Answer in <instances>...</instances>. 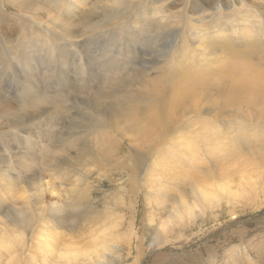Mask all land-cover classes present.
<instances>
[{
	"label": "rangeland",
	"instance_id": "1",
	"mask_svg": "<svg viewBox=\"0 0 264 264\" xmlns=\"http://www.w3.org/2000/svg\"><path fill=\"white\" fill-rule=\"evenodd\" d=\"M74 1L33 0L36 5L40 4L43 10L50 9L51 16L55 14L57 18H64L71 24H78L79 18L82 17L90 18V24H99L98 21H104L106 18H103L102 14H106L108 6L112 5V0ZM139 1L144 3V6L147 4L146 8L151 10L153 21L155 16L164 15L167 11L166 4L164 7L159 6L162 0ZM200 1L187 0L189 5L186 15L194 20L191 23L195 25L197 20L202 18L211 25L219 23V32L225 28L230 29L232 44L237 49L244 46L239 40L242 19H239L240 14L238 15L237 11L245 5L254 11L255 7L260 9L261 15L252 12L251 19L255 16L260 18L259 25L256 23L253 29L260 27L257 39L264 52L263 0ZM168 2V11L174 14L177 9L182 8L185 0ZM28 6L26 0H7L3 1L0 7V14L6 16V19L0 22V99L12 108L20 100H33L39 95L33 85L29 84L30 77L20 71L22 50L28 58L27 63L37 68L34 76L37 78V84H41L42 91L49 96L57 95V99L67 106V112H63L61 116L63 115L64 124L70 126H73L71 115H74V111L69 108L70 101L67 104L66 97L62 95L66 89L61 73L65 63L66 73L77 89L95 82L102 81L101 84H105L107 81H113L125 75L129 66L145 65L142 63L143 59L151 60L155 56L158 61L165 56L164 64L156 66L158 70L151 69L152 72L145 74L146 78L157 75L161 69L162 72L174 71L173 76L179 77L190 72L188 79L191 80L200 79L197 72L193 71L203 70L202 73L206 75L203 81L208 85L215 81L220 86L228 85L232 80V75H219L218 80L210 75L224 64L225 59L221 55L209 56L210 54L202 53V49L199 52L191 44H184L182 33L177 32L182 26L185 27L184 20H171L167 16V28L154 33V27L157 28L158 24L152 22L150 17L143 20L142 14L131 6L134 8L132 15L138 13L135 17L139 15L141 20L133 19L108 27L106 31H98L95 37L86 39L91 44H82L83 37L76 39L77 42L72 44H63L58 39H53L52 35L50 37L40 33L37 39L40 45L37 50L32 48L37 35L33 34L36 26L34 21L41 19V22H44L47 16L44 11L35 12L36 6ZM104 10L106 11L103 13ZM33 12L36 14L31 15ZM224 12L227 13L229 22L224 19ZM231 12H235V15ZM127 18L128 15H125V20ZM20 20H25L26 23H21ZM140 23L155 26L145 28ZM42 25L47 28L44 23ZM51 27L54 33L58 31L55 24ZM84 29L85 26L80 27L75 35H82L81 31ZM96 38L99 45L93 44ZM145 40L147 42L143 44ZM212 48L217 49L216 45ZM62 52H65V55ZM62 55L65 56V63L62 61L61 64ZM178 59L181 62H178ZM204 61L207 65L203 69L201 63ZM246 61L251 67L261 69L259 65L262 66L264 72V64L261 65L256 57L248 56ZM178 66L180 69L175 73ZM95 78L97 79L94 82L89 81ZM189 84V81L181 82L183 86ZM161 87L167 93L175 90L172 82L162 83ZM157 89L156 84L155 90ZM85 90L76 94L78 102V97ZM262 96L264 97V94ZM256 100L252 92H248L238 102L225 105L218 97L200 100L197 108L191 106L190 101H186L184 105H188V108L181 106L176 110V119L171 121V128L164 134L167 136V142L172 144L170 148L174 149L171 153H142L144 150H152V146L147 148V145H139L132 148L128 146L129 140L126 137H123L125 140L121 138V153L116 156L122 157L121 154H124L127 158L123 159L131 161L128 158L133 159L131 150H137L139 157L144 155L148 161L133 170L136 174L132 181L126 169H130L133 161L126 167L115 163L116 161L109 166L108 161L102 162L101 168H95L94 165H81V161L77 162L74 149L69 151V155L59 154V147L58 150L54 148L57 145L54 141L59 136L60 126L52 122L54 115L51 113V100H45L44 106L49 112L29 127L32 132L18 129L8 130L3 134L7 127L3 126L6 121L1 119L0 154L4 150L7 151V146L2 142L7 139L11 145V155L6 158L7 170L3 167L6 164H2L0 158V171L5 173L0 176V264H64L67 255H71L69 258L78 259H72L74 264H93L94 260L95 264H107V261L114 258H117L114 264H264V113L262 116V103ZM81 107L85 109L83 105ZM73 109L76 111L80 108ZM11 117L8 116L7 122H10ZM47 119L53 125L48 123ZM58 123L60 125V122ZM80 125L85 128L87 123L79 122L75 126ZM90 126L84 132L70 130L69 138L74 143L90 140L91 151L98 160H102L104 158L101 155L99 158L97 151L100 144L95 142H98V136L104 129L92 122ZM182 135L187 136L189 140L181 142ZM76 138H79V141H76ZM180 143L184 144L183 147L191 144L189 153L192 157L187 158V153L178 151ZM15 153L18 155H14ZM64 156L68 165L63 166V171L53 172L50 165L54 163L55 158ZM69 161L73 169H68ZM38 179V185L35 187ZM26 182H30L29 187ZM223 187L226 188V194L220 191ZM248 187L253 189V192L249 191ZM199 190H204L205 193L197 195ZM74 192L76 197L72 200ZM196 197L208 198V202L217 204L215 207H202L205 209L195 206L191 209L193 215L189 216L192 219H187L186 216L182 220L173 221L176 207L179 211L182 206L179 203L185 201L191 204L195 201L199 204L197 199L194 200ZM86 207L88 210L85 212ZM182 207L181 211L188 209ZM191 211L187 212L192 213ZM74 212L80 213L81 217L68 219L67 216ZM15 221L19 223L14 224L15 227L13 224L10 226ZM20 221L25 222L24 228L16 230L15 228L22 225ZM9 240L10 246L7 242ZM11 242L15 244L14 248ZM101 246L111 247L103 250L102 255H90L91 260L82 259L81 255H86L84 252L88 254ZM112 254H115V257ZM100 255L102 257L98 258ZM119 255H123V258L120 259Z\"/></svg>",
	"mask_w": 264,
	"mask_h": 264
},
{
	"label": "bare ground",
	"instance_id": "2",
	"mask_svg": "<svg viewBox=\"0 0 264 264\" xmlns=\"http://www.w3.org/2000/svg\"><path fill=\"white\" fill-rule=\"evenodd\" d=\"M3 1L7 2V0H0V7H1V4ZM13 1H15V0H13ZM72 1H74V0H72ZM134 1H136L137 3L132 4V2H134ZM162 1H161L162 4L159 6L164 7V4H166L165 7H166L167 11L164 12V15L159 14L158 17L155 16L154 17L155 21L152 20L153 18H152L151 10L149 8H146L147 7L146 3H145L146 6H144L143 5L144 3H140L139 0H115L114 3L112 0V5L108 6L109 10L103 11V13L105 11L107 13L102 14L103 18L106 17L104 21H100L102 23H100L98 21L99 24H94L93 22H92L93 24H90L89 23L90 18L88 19L86 17H82V18H79L78 24H71L68 20H66L64 18H57L55 16V14H54V16H51V10L50 9H47V10L44 9L43 10V8H41L40 4L36 5V3L33 2V0H26V2L29 5L28 7L31 6L34 8L36 6L35 12L44 11L45 16H47V20L44 22H41L42 21L41 19L34 21L36 26H35V29L33 31V34H37V35H36V39L34 40L35 45H34V47L32 46V48H35L37 50L39 49L40 42L37 41V39H39V35H41L40 33H43L44 35L48 34L47 36H50V37L52 35L53 39H58L63 44H69V43L72 44L76 41V39H78L80 37H83V40H81L82 44H91V42H89V40H86V39H89V38L91 39V37L92 38L95 37L96 33H98V31H106L108 27H112L115 25H121L123 22L127 23L133 19H135V20L140 19L141 20V17L139 15L135 17V15H137L138 13L142 14L143 20H147L150 17L152 22H154V23L156 22L158 24L157 28L154 27L155 24L153 26L150 24L140 23L141 25H143L145 28L154 27V29H155L154 33H159V32H161L167 28V26H168L167 16H169V18L171 20L177 19V21H180V20L185 21V27L182 26V29L179 28L177 31V32L182 33V36L184 38V44H187V43L191 44L193 46V48L197 49L199 52L202 49V50H204V51H202V53L210 54L209 56L215 57V56L221 55L225 59L224 64H221L220 67H217V69L215 70L216 72H213L210 75L215 80H218L219 75H223V76L232 75V80L230 81V83L228 85L220 86L218 83H216V81H215V83L210 84V85L205 84L203 80L206 78V75H204L202 73L203 70L193 71V72H197V74L200 76L199 77L200 79H197V80L188 79V75L190 73L188 71H187L188 75H186V76L182 75L181 77H179V76H173V75H175L174 71H163L162 72L161 69L158 71L157 75L146 78L145 74L152 72L151 69H154V70L157 69L158 70V68H155V67L158 65L164 64V57L165 56H162L161 61H158L157 57L155 56L151 60H145L142 58L143 59L142 63L145 65H139V66L131 65L126 69L125 75L118 77L117 79H115L113 81H107L105 84H101L102 81L101 82H95L89 86L88 85L83 86L82 89H77L75 87V83L72 82L70 76L68 75V73H66V67L64 66L65 64H67V63H65V60H64V58H65L64 53L65 52H62V54H64V55H62L60 57L61 58V64H62V61L65 64L62 66L61 73H62V76L64 78V84L66 86L65 92L62 93V95H64L63 97H66L67 104L70 101V107L69 106L68 107L70 108V110L72 109L74 111V115H71V121H72L73 126H70L69 124H67V125L64 124L63 118H62L63 115L61 116V114L63 112H64V114H65V112H67V106L63 105L61 103V101H59L57 99V98H59L57 95L52 94L53 96H49V94L42 91L41 84H37V78H35L37 68L35 65L32 66L31 63H27L26 60L28 58L25 56V53L22 50V59L20 60L22 62L20 64V66H22V67L20 68V71L21 70L24 71V73L22 72L23 75H26V77L27 76L30 77L29 81L31 83L29 82V84L33 85L34 89L39 93V95L36 93L38 95V97L33 99V100H20V101H18V103H16L14 108L9 106L6 101H4V100L2 101V99H0V120L4 119L6 122L3 124V126L7 127V130L4 131L3 134L5 132H7L8 130L13 131V130H18V129L26 130L27 132L28 131L32 132L29 129V127L33 123L40 121L44 116H46V113L49 112L47 107L44 106V104L46 103L45 100H51V102L53 103V107L51 108L52 109L51 113L54 115L52 122L54 123V125L60 126V128H59L60 133L58 134L59 136L57 137L56 141H54V143H57V145H58V146L56 145L54 148L58 150V147H59V154H64V155L66 154L67 155L71 149H74L75 150V153H74L75 157L74 158L77 160V162L81 161V165L82 164H88L91 166L94 165L95 168H101L102 162L107 163L109 161L108 162V163H110L109 166H111V163L113 161H116L115 163H117V164L120 163L121 166L126 167L129 162L133 161L132 165L130 166V169H126L128 175L131 177L130 181H132L133 180L132 178L133 177L135 178V174H136V173H133V170L134 169L137 170L138 166L144 165L148 161H146L147 158H145L146 156H144V155H142V157L140 158L137 150H134L133 152L131 150L133 159L128 157L131 161H129L127 159H123V158H127V156H124V154H121L122 157L116 156V155H119L121 153L120 139L123 137H126L129 140L128 146L132 147V148H137V146H139V145H141V146L147 145L146 146L147 148L152 146V150H150L149 152L144 150V152H142V153H147V154H155V153H158V154L161 153L162 154L164 152L165 153H171V151H173L174 149L170 148V146L172 144L167 142V136L164 134H165V132L169 131V129L171 128L170 127L171 121L176 119V117H175V115L177 114L176 110L179 109L181 106L183 108H185V107L188 108V105H184L186 101H190L191 106H194V108H197L198 104L202 100H205V99L212 100V99L218 97L220 99V101L225 105V104L236 103L240 99H242L244 96H246V93L252 92L254 97L257 98L256 101L262 103L261 115L263 116V113H264V97L262 96L264 94L263 67L260 65H259V67L261 69L251 67V66H249L250 64L246 61L248 56H252V57H256L257 60H259V63L261 65L264 64V52L258 43L259 40L257 39V34H258V31H260L259 30L260 27L257 26V29H253L254 27H256V23L259 25L260 18L255 16L254 19L253 18L251 19L252 12L260 13V9H256V7H255L256 11H254L252 8H248V7H246V5L244 6V4H243L242 6H244V8L240 7L241 9H239L237 11L238 15L240 14L239 19H242V20H240V24H241L240 29L241 30H239V33H240L239 40H240V42H242V45L244 44L242 49H237V47L233 46L234 44H232V41H231V34L232 33L230 32V29L225 28L222 32H219V23H216L215 25H213V24L211 25L210 23H208L206 21L204 22L202 18L197 20L195 25L193 23H191L193 20L192 17L188 18L186 15V11H187L186 9L188 8V5H189L187 0H185L184 5H182V8L177 9L174 14H172L170 11H168V9L170 7L169 4H167V3H169L168 0H162ZM200 4H201V1H200ZM131 6H134V8L138 11L137 14L132 15V10L134 8ZM92 8H93V6H92ZM214 9L217 10L218 8H214ZM193 10H194V13L197 12L194 8H193ZM160 12H161V10H160ZM157 13H159V12H157ZM214 13L216 14V12H214ZM30 14L32 15V14H36V13L33 12ZM223 14H226V17L224 19L227 22H229L227 19V13L224 12ZM228 14H229V12H228ZM231 14L235 15V12H231ZM125 15H128V18L126 20H125ZM260 15H261V13H260ZM193 16H195V15L193 14ZM229 18H230V16H229ZM3 19H6V16L3 14H0V22H2ZM163 19H166V21H164ZM262 19H263V17H262ZM8 20H9V18L7 17V21ZM108 20H114V22H111ZM20 22L26 23L25 20H20ZM261 22H263V21H261ZM42 23H44L45 27H47V28H44ZM52 24H55L57 27L58 31L56 33H54L52 30V27H51ZM205 25L207 27L206 30H205ZM82 26H85V29L83 31H81V32H83V34L82 35H75L76 31H79L80 27H82ZM220 28H221V26H220ZM74 29H77V30L74 31ZM99 29H101V30H99ZM227 29H228V31H226ZM51 32H52V34H51ZM26 36H29V35H26ZM84 36L86 38H84ZM146 42H147L146 40L143 41V44H145ZM30 44H31V42H30ZM93 44L99 45L97 38ZM215 45L217 47L216 50L214 48H212V46H215ZM77 46H79V45H77ZM11 47L13 48V46H11ZM128 49H131V48L128 47ZM160 50L163 51L162 49H160ZM95 52H96V49H95ZM213 52L216 54L214 55ZM159 53L161 55V52H159ZM127 59H129V58H127ZM135 59H136V57H135ZM203 60H205V58H203ZM178 62H181V60L178 59ZM58 63H59V61H58ZM179 64L181 65L182 63H179ZM201 64L203 66V69L207 65L206 61L202 62ZM146 65H147V67H146ZM149 66H151L152 68L151 67L149 68ZM179 69H180V67L178 69H176L175 73H177L179 71ZM189 71H192V70H189ZM22 73L20 72V74H22ZM165 75L172 76V78L171 79L166 78ZM96 79L97 78H95L93 80L90 79L89 81L94 82V80H96ZM183 81H189L190 84L187 86H183V85H181V82H183ZM166 82L167 83L172 82L174 89H175L174 90L175 93H174V91L167 93L166 90L163 87H161V84L166 83ZM23 83H25V82L23 81ZM156 84H157V88H158L157 90H155ZM83 90H85V92H83L82 95L78 97V100H79V102H78L76 94L81 93ZM209 93H211V94L209 95ZM83 96H85V97H83ZM144 96H146V97H144ZM202 96H203V98H202ZM147 100H152V101H151V103H147V102H146V104L142 103V102H145ZM82 105L85 108L84 110L81 107ZM76 107L80 108V109H77L75 111L73 108H76ZM8 116H12L11 117L12 119L9 120L10 122H7ZM47 120L46 121L48 123L52 124V122L49 119H47ZM58 122H60V125ZM79 122H81V123L86 122L87 126L85 128H83L81 125L75 126ZM91 122L94 125L99 126V127L104 129L102 132H100V135L98 136V142L97 141L95 142L97 145L100 144V146H98V148H97V151H98L99 158H100V155L104 158L102 160L101 159L98 160L95 157L94 153L91 151L90 146H89V144L91 143L90 140L85 142V143H82V142L74 143L69 138V131L70 130H81V132H84L85 129H89L91 127L90 126ZM225 128L229 129V127H227V126H225ZM34 134H36V133H34ZM55 134L57 135V132H55ZM111 134H113V136H111ZM204 136H206V133H204ZM186 140H189V138L187 136L182 135L181 136V142L186 141ZM76 141H79V138H76ZM2 142L5 143V146H7L6 149H7V151H9L7 153V151L4 150L3 153L0 154V156H1L0 158H2L1 163L6 164L3 167H6V170H7V159L6 158H7V155H8V158L11 155V151H10L11 145L9 142H7V139L3 140ZM182 145H184V144L180 143V145H178V151H180L181 153H183V152L187 153L186 154V156L188 155L187 158L192 157V154L189 153V147L191 146V144L188 143L187 147H183ZM180 147H181V149H180ZM147 154H145V155H147ZM14 155H18V154L15 153ZM65 156L63 158H60L61 156L58 158H55L54 163L52 165H50V168L52 169L53 172L63 171L62 170L63 166L68 165V161H65L66 160ZM70 156H72V155H70ZM162 158H163V156H162ZM2 164H1V166H2ZM70 164H71V162L69 161V165ZM165 165H166V163H165ZM69 168L73 169V166L70 165L68 167V169ZM0 173H1L0 174L1 177L3 176V174H5V173H2V171H0ZM37 177H38V174H37ZM30 179L33 180V178H30ZM38 181H39V179L36 181L35 187H37ZM132 184H133V186L135 185L134 183H132ZM26 185L29 187L30 182H26ZM33 185H34V183H33ZM131 188H133V187H131ZM225 189L226 188L223 187L220 189V191L223 192L224 194H226L227 191ZM40 190H41V188H40ZM248 190L253 192V189H251V188L249 189V187H248ZM76 192L78 193V191H76ZM76 192H74V194L72 196V200L76 197ZM130 192L133 193L134 190H130ZM202 193H205L204 190L203 191L199 190L197 192V195L202 194ZM247 194H249V193H247ZM219 196H220V194H219ZM224 196H226V195H224ZM130 197L131 196L128 197L129 200H130ZM35 199H37V198H35ZM196 199H197V203H199V204H196L195 201L191 204L188 202H185V201L180 202L179 203L180 205H182L184 207H188V209L181 211L182 210L181 208H183L181 206L180 210L178 211L177 207H176L175 213H173L174 215L172 216V220L173 221L174 220L175 221L182 220V218L186 217V216H188L187 219H192V217H189V216L193 215V212L191 211V209L194 208L195 206L202 208V207H205L207 205H210V206L213 205V207H215V205L217 204V202L211 203L209 201L211 203L210 204L207 201V200H209L208 198H206L207 199L206 200L204 198L196 197L194 200H196ZM41 201H43V200H41ZM120 203H122V202H120ZM169 206H171V205H169ZM202 209H205V208H202ZM87 210H88V207H86L85 212ZM188 210H190L192 213L187 212ZM79 217H81V214L75 213V212L70 213L67 216L68 219H76ZM18 223H19V221L12 222L10 224V226H12V224H13V227H15L14 224H18ZM23 223H25V222L20 221V224H22V225H20L19 227L15 228V229L16 230L19 228L23 229L24 225H25ZM106 226H108V225H106ZM7 242L9 243L10 240ZM11 245L13 246L15 244L11 242ZM9 246H10V243H9ZM110 247L111 246H108V248H110ZM124 247H125V245H124ZM13 248H14V246H13ZM100 248H94L93 250L90 249L91 251L90 252L88 251L89 252L88 254L86 252H84V254H86V255H81L82 259L83 258H87V259L89 258L91 260L90 255L96 254V253H101V255H102V251L103 250L106 251L108 249V248L102 247V246ZM101 255L98 258H101L102 257ZM69 257H71V255H67V257H66L67 260L64 264H67V262L70 264L75 263L72 261V259L74 260L77 258H69ZM73 257H75V256H73ZM107 257H108V255L106 256V258ZM110 257H112V256H110ZM119 257H120V259H122L123 255H121V256L119 255ZM82 259H80V260H82ZM115 259H117V258H114L111 261L110 260L107 261V264H114ZM96 261H97V259H96ZM93 262H94L93 264H95V260ZM96 264H99V263H96Z\"/></svg>",
	"mask_w": 264,
	"mask_h": 264
}]
</instances>
